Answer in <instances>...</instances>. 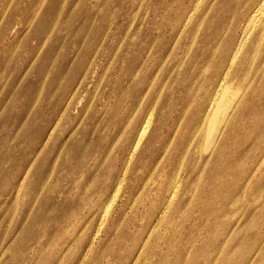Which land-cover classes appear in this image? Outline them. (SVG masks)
<instances>
[{
	"label": "rangeland",
	"instance_id": "1",
	"mask_svg": "<svg viewBox=\"0 0 264 264\" xmlns=\"http://www.w3.org/2000/svg\"><path fill=\"white\" fill-rule=\"evenodd\" d=\"M259 1L0 0V264H264Z\"/></svg>",
	"mask_w": 264,
	"mask_h": 264
},
{
	"label": "bare ground",
	"instance_id": "2",
	"mask_svg": "<svg viewBox=\"0 0 264 264\" xmlns=\"http://www.w3.org/2000/svg\"><path fill=\"white\" fill-rule=\"evenodd\" d=\"M34 3V2H33ZM32 3V4H33ZM256 4V3H255ZM195 7V6H194ZM196 7H197V4H196ZM264 0H260L255 8L250 11L251 13L248 15V17L246 18V21H245V25L243 24V29L242 30V33H241V36L237 42V44L234 47V49H232L233 51L231 52L230 54V57L228 58V61L226 62V65H224L225 67V70L221 73V77L219 79V81L217 82L215 88H214V97H211L212 94H210V96L208 97V100H207V106L204 108L202 106L203 109L200 110V115L201 118L199 119V121L196 123L195 125V128H197V133L200 134V136H202L203 134V129H204V126H205V121L211 111V107L212 105L214 104V101H215V98L217 96V91L222 87L224 86V83L226 82L227 80V77H228V74L230 73V70L234 67L236 61L239 59V56H243L244 60H247L248 57L250 56L251 59L255 56V54H257L258 52V49L259 47L261 46V37H262V34L264 33V20H263V11H264ZM196 9V8H195ZM194 9V10H195ZM191 10V9H190ZM232 18V17H230ZM185 21V19H184ZM231 21V20H230ZM188 22V21H187ZM222 23V21H221ZM183 24V23H182ZM187 24V23H185ZM228 24V23H227ZM236 27V26H235ZM184 28V27H182ZM240 33V32H239ZM231 38V37H230ZM234 38V37H233ZM250 40V44L248 43V41ZM244 50V52H243ZM260 50V49H259ZM264 51V50H263ZM221 52V51H220ZM226 59V58H225ZM254 59V58H253ZM178 61V60H177ZM252 61V60H251ZM260 61V60H258ZM257 61V62H258ZM252 63V62H251ZM254 63V62H253ZM175 64V63H174ZM257 64V63H256ZM250 65V64H249ZM215 66V65H214ZM252 66V65H250ZM251 68V67H250ZM166 70V69H164ZM257 72V71H256ZM155 73V72H154ZM157 73V72H156ZM248 75V74H247ZM251 75V74H249ZM248 75V76H249ZM149 77V76H148ZM153 77V76H152ZM236 77V76H235ZM247 78V77H246ZM148 79V78H147ZM153 79V78H152ZM150 82H152V80H150ZM213 87V85H212ZM244 91V90H243ZM242 91V92H243ZM242 92H239V91H236V96L238 95L239 98H243V95L244 93ZM140 93V92H139ZM142 93V91H141ZM138 94V93H137ZM242 94V95H241ZM235 94L231 93L230 95V99L229 101L232 99V98H235L236 97ZM186 99V98H185ZM186 101V100H185ZM232 103V102H231ZM229 103V104H231ZM151 114V113H150ZM149 115V113H148ZM182 116V115H181ZM152 117V116H151ZM181 119V118H180ZM179 120V119H178ZM151 118L147 116V119H145V121L143 122L141 128L139 131H137V135L135 137V141H134V144L128 148L127 150L124 151V154L128 153V156L130 155V157L133 155L135 149H137V147L140 145L142 139L144 138V136L146 135V133L148 132L149 130V127L151 125ZM141 124V123H140ZM121 130V129H120ZM118 134V133H117ZM174 134V133H173ZM185 149H186V146H185ZM185 149H183L185 152ZM178 153V152H177ZM123 154V155H124ZM183 154V153H182ZM156 155V153H155ZM158 155V154H157ZM125 156V155H124ZM126 157V156H125ZM155 157V156H154ZM128 158V157H127ZM124 159V158H123ZM125 160V159H124ZM129 161V160H128ZM159 164V163H158ZM179 164V163H178ZM177 164V165H178ZM127 167V166H126ZM124 168V167H123ZM125 169V168H124ZM177 169V168H176ZM175 170V169H174ZM174 176V174H173ZM142 178V177H141ZM149 178V177H148ZM144 179V178H143ZM179 181V180H178ZM123 180L117 184L116 186V189L114 191V195L112 196L113 197V201L118 197V194L121 190V184H122ZM143 182V181H142ZM166 186V185H165ZM169 186L166 187V189L168 188V195H167V202H165L163 204V206H161V208L159 209V214H158V218H157V222H160V219L161 217L166 213V211L170 208L171 206V202L172 200L176 199L178 197V195L180 194L179 191V184L177 185V182L175 183V180H171L169 182V184L167 185ZM164 192V191H163ZM163 194V193H162ZM133 199V198H132ZM131 199V200H132ZM112 200V199H111ZM160 200V199H159ZM110 205V204H109ZM161 205V204H160ZM182 206V205H181ZM179 207V206H178ZM182 209V208H181ZM179 210V208H178ZM108 212V211H107ZM180 212V210H179ZM104 218V217H103ZM169 223V222H168ZM154 227V226H153ZM146 258V257H145ZM147 260V259H146Z\"/></svg>",
	"mask_w": 264,
	"mask_h": 264
}]
</instances>
